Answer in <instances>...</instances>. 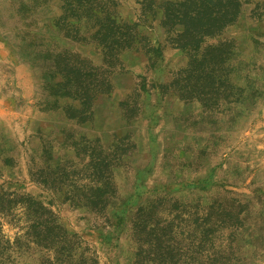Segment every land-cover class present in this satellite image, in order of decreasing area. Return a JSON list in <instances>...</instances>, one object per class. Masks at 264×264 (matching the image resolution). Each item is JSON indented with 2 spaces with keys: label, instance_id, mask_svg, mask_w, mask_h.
<instances>
[{
  "label": "rangeland",
  "instance_id": "1",
  "mask_svg": "<svg viewBox=\"0 0 264 264\" xmlns=\"http://www.w3.org/2000/svg\"><path fill=\"white\" fill-rule=\"evenodd\" d=\"M94 1L109 7L119 24H137L132 29L139 35L137 49H119L110 66L102 59L103 44L92 37L93 20L82 19L80 40H72L42 26L61 14L60 1L36 14L48 46L67 49L107 72L111 90L96 96L86 122L66 115L62 107L76 105L70 99H60L56 109L38 108V72L0 38V187L51 209L98 264H134L140 243L130 220L148 203L154 211L149 224L164 234L160 263H189L197 255L195 227L208 206L216 198L227 204L240 199L233 203L244 205L247 217L235 244L241 257L254 258L249 264H264V18L252 13L254 1L243 3L236 23L207 38L205 44L230 46V60L219 67L228 81L205 86L209 93L197 98L180 97L188 54L172 46L157 18L141 15L144 0ZM148 1L153 12L176 0ZM149 46L158 48L156 56L146 53ZM190 86L198 89L193 80ZM87 143L107 154L112 166L115 192L102 212L71 200L90 182ZM46 164L53 187L30 177V170L36 173ZM17 230L0 213V233L12 238Z\"/></svg>",
  "mask_w": 264,
  "mask_h": 264
},
{
  "label": "trees",
  "instance_id": "2",
  "mask_svg": "<svg viewBox=\"0 0 264 264\" xmlns=\"http://www.w3.org/2000/svg\"><path fill=\"white\" fill-rule=\"evenodd\" d=\"M50 1L54 0H0V38L38 72L42 81L35 102L38 108L56 109L60 99H70L76 105L62 107L66 115L78 122H86L92 116L96 96L109 93L111 83L101 66H95L67 49L54 50L48 46V39L40 34L36 14ZM58 1L62 12L43 23L45 30L53 28L56 36L80 40L81 20H93L97 29L92 37L103 44L102 59L108 66L120 50L137 49L135 44L139 35L132 31L136 23L119 24L109 7L104 8L94 0ZM251 1H254L252 13L264 18V0L164 1L153 12L149 6L151 1L141 3V15L146 19L148 14L157 18L172 46L188 54V66L183 71L186 83L181 87L180 97L206 96L209 92L205 91V86H213L222 78L228 81L219 69L230 60L232 51L228 42L205 43L207 38L219 36L224 29L236 23L243 3ZM70 27L74 33H71ZM109 40L111 46L107 43ZM146 50V53L152 52L155 56L159 52L152 46ZM149 60H152L151 56ZM191 80L198 89H192ZM228 96L231 93L224 98ZM230 102H237V99H229ZM86 145L84 149H88L85 152L88 161L84 166L90 182L84 186L87 190L80 194L81 197L77 195V199L71 200L102 212L115 192L111 180L112 166L108 155H104L101 149L88 147L89 143ZM43 153L50 156L45 149ZM49 160L47 158L45 163ZM47 167L46 164L45 169L36 173L30 170V177L53 187L52 173ZM234 201L242 202L240 199ZM233 202L227 204L223 198H216L208 206V211L195 227V231L199 232L197 255L185 264H249L254 259L241 257V247L235 244V236L246 221L247 212L242 203L243 208ZM152 207L149 203L148 207H137L130 220L133 235L140 243L134 264H161L159 257L162 255L164 234L159 225L152 227V223L149 224L148 214L150 211L154 213ZM0 213L18 229L12 238L0 233V264H98L78 235L70 233L51 209L30 195L9 192L0 187Z\"/></svg>",
  "mask_w": 264,
  "mask_h": 264
}]
</instances>
